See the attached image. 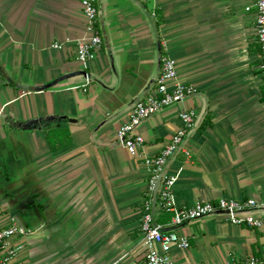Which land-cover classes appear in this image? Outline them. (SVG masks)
Returning a JSON list of instances; mask_svg holds the SVG:
<instances>
[{
    "label": "crops",
    "instance_id": "obj_1",
    "mask_svg": "<svg viewBox=\"0 0 264 264\" xmlns=\"http://www.w3.org/2000/svg\"><path fill=\"white\" fill-rule=\"evenodd\" d=\"M80 1L0 0V229L12 218L28 229L13 239L10 264H144L148 170L116 135L131 104L153 90L152 21L161 58L175 60L176 81L196 95L140 124L143 152L158 155L179 112L205 106L184 142L189 157L178 152L167 165L176 202L254 199L264 222V67L251 0H98L102 46L86 66L76 58ZM56 126L71 135L60 150L46 140ZM175 232L189 247L172 248L173 264H237L255 254L264 264V226L213 215Z\"/></svg>",
    "mask_w": 264,
    "mask_h": 264
},
{
    "label": "built area",
    "instance_id": "obj_2",
    "mask_svg": "<svg viewBox=\"0 0 264 264\" xmlns=\"http://www.w3.org/2000/svg\"><path fill=\"white\" fill-rule=\"evenodd\" d=\"M98 0H81L82 14L85 18V36L76 43V58L84 66L94 59L101 49L102 39L97 31ZM256 9V34L261 50L264 67V0H251ZM154 15V14H153ZM58 44L54 48H60ZM176 62L170 56L161 58L160 73L155 79L153 90L132 108L128 120L118 129L117 143L127 149L134 157H140L148 170L144 198L140 208L139 228L142 245L145 249L144 264H173L171 251L174 246L186 249L188 238L179 236L175 229L207 216H220L235 225H245L260 229L264 226L261 218L255 216L253 209L257 206L254 199L241 201L234 198H221L216 203L198 200L192 205H179L174 194L176 176L167 173V165L178 152L189 157L184 147L185 139L192 133L198 114L194 109H182L179 112L180 126L169 143L158 155L143 152L144 138L137 132L140 124L161 109L184 101L196 95V88L176 81ZM160 215H170L166 223L157 222ZM28 229L12 218L11 223L0 229V264H10L19 246L14 238L24 237ZM234 264V263H232ZM237 264H259L254 257Z\"/></svg>",
    "mask_w": 264,
    "mask_h": 264
},
{
    "label": "trees",
    "instance_id": "obj_3",
    "mask_svg": "<svg viewBox=\"0 0 264 264\" xmlns=\"http://www.w3.org/2000/svg\"><path fill=\"white\" fill-rule=\"evenodd\" d=\"M156 13L155 15H157ZM261 93L262 95H261L260 100L264 102V85L261 87ZM46 140L52 150H60L70 144L71 142L70 131L67 127L62 128V127L56 126L53 128H49L46 131ZM164 220H166V218L161 217L160 219H157V222L165 223ZM259 257H260L259 254L254 255V258L257 260H259Z\"/></svg>",
    "mask_w": 264,
    "mask_h": 264
},
{
    "label": "water",
    "instance_id": "obj_4",
    "mask_svg": "<svg viewBox=\"0 0 264 264\" xmlns=\"http://www.w3.org/2000/svg\"><path fill=\"white\" fill-rule=\"evenodd\" d=\"M152 17V16H151ZM152 27H153V31H154V35H155V40H156V45H157V59H156V62H157V70L155 71V73L153 74V76H152V79H151V81H150V84H149V86H148V90H150L152 87H154V84H155V79L157 78V76L159 75V72H160V63H161V54H160V52H161V48H160V44H159V40H158V38H157V32H156V30H155V26H154V23H153V21H152ZM84 77H85V80H86V82H92V80H93V78L91 77V75L90 74H87V73H84ZM142 99L140 98V99H137L136 101H134L132 104H131V107L133 108V107H135L140 101H141ZM205 110H206V108H205V106L202 108V110H201V112L199 113V115H198V117H197V120H196V123H195V125H194V127H193V129H192V132H194L196 129H197V127H198V125H199V123L202 121V119H203V116H204V114H205ZM222 212H217V213H215L216 215H220ZM175 229V228H174Z\"/></svg>",
    "mask_w": 264,
    "mask_h": 264
}]
</instances>
